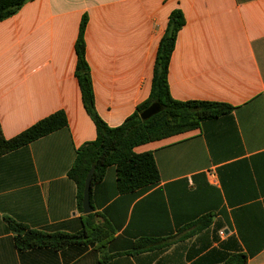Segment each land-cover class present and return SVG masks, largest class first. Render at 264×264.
<instances>
[{"label": "crops", "instance_id": "0c3cea01", "mask_svg": "<svg viewBox=\"0 0 264 264\" xmlns=\"http://www.w3.org/2000/svg\"><path fill=\"white\" fill-rule=\"evenodd\" d=\"M174 9L185 24L169 65L172 96L232 112L136 146L154 154L160 175L142 193L119 192L110 168L91 195L100 238L92 230L88 243L20 250L8 217L69 233L89 220L69 176L97 137L76 76L82 18L96 107L118 126L150 95ZM59 110L66 126L0 156V264H264V0L28 2L0 22L3 133Z\"/></svg>", "mask_w": 264, "mask_h": 264}, {"label": "trees", "instance_id": "16d2710c", "mask_svg": "<svg viewBox=\"0 0 264 264\" xmlns=\"http://www.w3.org/2000/svg\"><path fill=\"white\" fill-rule=\"evenodd\" d=\"M30 1L33 0H0V22L17 14ZM87 24L88 17L85 15L81 20L76 40L78 57L76 76L85 109L95 123L97 137L78 149L75 162L69 170V176L75 180L78 187L81 210H83L86 178L93 166L95 171L91 195L93 186L105 177L110 168L115 170L119 192L142 193L156 185L160 175L154 154L152 152L138 153L134 150L136 146L196 129L204 121L230 114L233 110V106L226 102L182 101L172 96L168 80L169 65L178 33L185 24L183 11L174 9L159 43L149 97L141 102L122 124L110 126L96 107L91 68L86 56ZM153 103H159L161 111L143 120L142 111ZM67 123L65 111L59 110L39 120L15 137L6 138L0 122V156L62 128ZM87 218L89 220L85 221L84 230L76 233L46 232L32 229L9 217L7 220L10 228L16 233L17 247L20 250H27L36 247L62 249L72 244L88 243L91 240L92 230L96 238L103 236L105 232L91 220L93 213L87 214Z\"/></svg>", "mask_w": 264, "mask_h": 264}, {"label": "water", "instance_id": "95a60500", "mask_svg": "<svg viewBox=\"0 0 264 264\" xmlns=\"http://www.w3.org/2000/svg\"><path fill=\"white\" fill-rule=\"evenodd\" d=\"M160 111H161V105L159 103H153L149 107H147L144 111H142L141 118L143 120L149 119L150 117L159 113ZM94 171H95V167L93 166L87 175L86 183L84 187L83 210L84 213L86 214L91 213L93 211V206L91 202V189H92Z\"/></svg>", "mask_w": 264, "mask_h": 264}]
</instances>
